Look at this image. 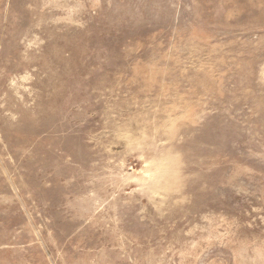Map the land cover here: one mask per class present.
<instances>
[{
    "label": "rangeland",
    "instance_id": "obj_1",
    "mask_svg": "<svg viewBox=\"0 0 264 264\" xmlns=\"http://www.w3.org/2000/svg\"><path fill=\"white\" fill-rule=\"evenodd\" d=\"M0 264H264V0H0Z\"/></svg>",
    "mask_w": 264,
    "mask_h": 264
}]
</instances>
